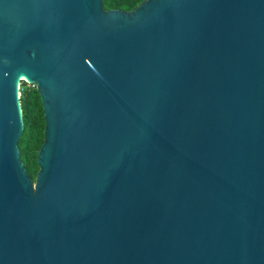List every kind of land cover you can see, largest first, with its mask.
<instances>
[{
	"label": "water",
	"instance_id": "water-1",
	"mask_svg": "<svg viewBox=\"0 0 264 264\" xmlns=\"http://www.w3.org/2000/svg\"><path fill=\"white\" fill-rule=\"evenodd\" d=\"M0 264H264V0H0Z\"/></svg>",
	"mask_w": 264,
	"mask_h": 264
},
{
	"label": "trees",
	"instance_id": "trees-1",
	"mask_svg": "<svg viewBox=\"0 0 264 264\" xmlns=\"http://www.w3.org/2000/svg\"><path fill=\"white\" fill-rule=\"evenodd\" d=\"M145 0H103L105 10L133 11ZM24 131L19 141L21 160L33 181L39 171L38 152L44 142L45 118L40 94L35 85L23 82L21 88Z\"/></svg>",
	"mask_w": 264,
	"mask_h": 264
},
{
	"label": "rangeland",
	"instance_id": "rangeland-1",
	"mask_svg": "<svg viewBox=\"0 0 264 264\" xmlns=\"http://www.w3.org/2000/svg\"><path fill=\"white\" fill-rule=\"evenodd\" d=\"M23 87V83H21V86H20V88H22Z\"/></svg>",
	"mask_w": 264,
	"mask_h": 264
}]
</instances>
